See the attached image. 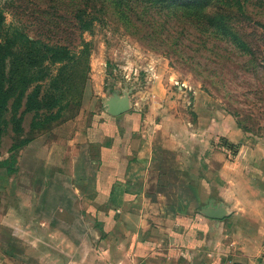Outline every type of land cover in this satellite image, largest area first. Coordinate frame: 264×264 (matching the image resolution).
Here are the masks:
<instances>
[{
  "label": "crops",
  "instance_id": "0c3cea01",
  "mask_svg": "<svg viewBox=\"0 0 264 264\" xmlns=\"http://www.w3.org/2000/svg\"><path fill=\"white\" fill-rule=\"evenodd\" d=\"M196 105L197 143L189 147L184 127L174 134L134 126L128 112L90 114L85 103L60 131L71 132L67 146L77 138L97 146L87 148L93 175H78V188L61 198L49 192L59 200L36 207L31 223L23 207L3 204L0 264H264V132L219 105ZM216 138L228 142V154L224 144L216 150ZM217 207L226 209L223 219L205 214Z\"/></svg>",
  "mask_w": 264,
  "mask_h": 264
},
{
  "label": "rangeland",
  "instance_id": "374dc122",
  "mask_svg": "<svg viewBox=\"0 0 264 264\" xmlns=\"http://www.w3.org/2000/svg\"><path fill=\"white\" fill-rule=\"evenodd\" d=\"M102 4L98 2L101 11L92 29L81 33L77 29L80 24L71 20L68 5L58 0H0L6 31L68 46L79 52L82 62L76 89L68 101L59 102L50 113L43 108L42 117H36L35 110L24 115V135L34 139L20 151L17 172L10 175L6 168H0V211L3 204L23 207L24 222L33 221L36 207L47 209L50 202L59 200L50 201L49 192L61 198V191L78 188V175H93L95 167L88 161L87 148L95 153L97 146L83 147L85 142L80 138L67 146L65 136L71 132L60 131L78 116L85 103L90 114L108 115L107 102L114 94L128 96L131 108L125 117L130 123L162 125L174 134L184 127L189 147L197 143L191 137L197 122L196 101L204 109L219 105L253 132H264V0H244L241 16L229 7L228 19L233 21L241 44L229 36L228 44L216 40L194 28V23L178 24L162 12L149 11L146 16L138 3L133 4L138 12L131 19L119 14L116 5ZM165 12L172 13L168 8ZM60 66L56 64L53 71ZM26 99L25 95L17 115L25 109ZM13 102H9L8 120L13 116ZM208 102L215 106L209 107ZM47 116L50 119L46 122ZM107 120L106 126L114 127L115 121L109 116ZM38 122L45 124L33 129ZM15 139L10 121L1 141L2 159L10 155ZM214 142L217 151L224 152L221 146H227L228 154V142L218 138ZM201 150L206 151L205 146ZM198 151L200 148L194 150V156ZM71 201L80 206L81 199L69 197ZM41 217L49 220L46 213ZM96 247L92 246V251Z\"/></svg>",
  "mask_w": 264,
  "mask_h": 264
},
{
  "label": "trees",
  "instance_id": "16d2710c",
  "mask_svg": "<svg viewBox=\"0 0 264 264\" xmlns=\"http://www.w3.org/2000/svg\"><path fill=\"white\" fill-rule=\"evenodd\" d=\"M62 5L67 4L70 10L71 20L80 24L77 28L81 33L91 30L101 11L98 2L116 5L119 14L127 19L138 11L133 4L138 3L146 16L151 12H162V15L180 22L194 23V28L205 35L228 44V36L240 43V38L235 33L231 20L228 19V11L235 8V14L242 15L244 0H58ZM109 6V5H108ZM212 6V10L209 7ZM230 7V8H229ZM165 8L172 13L165 12ZM239 16V17H240ZM172 19V18H171ZM175 24V22H174ZM76 24H74L75 26ZM76 28V27H75ZM241 44V43H240ZM79 52L68 46L50 44L31 37L19 31H6L4 18L0 11V168H6L8 174L14 175L18 168V156L20 151L34 139L33 136L25 137L23 117L27 112L36 111V117H42V109L50 111L59 102L68 101L69 95L76 89V80L82 64ZM61 63L54 72L53 67ZM33 91L28 95L31 88ZM46 88L45 94L43 89ZM26 99V107L18 112L22 106L23 98ZM14 99L12 118H6L9 102ZM47 115V114H46ZM49 116L44 119L46 122ZM13 124L16 139L10 147V155L2 159L1 141L9 122ZM44 123L33 124L37 129Z\"/></svg>",
  "mask_w": 264,
  "mask_h": 264
},
{
  "label": "water",
  "instance_id": "95a60500",
  "mask_svg": "<svg viewBox=\"0 0 264 264\" xmlns=\"http://www.w3.org/2000/svg\"><path fill=\"white\" fill-rule=\"evenodd\" d=\"M108 113L113 116H119L128 112L131 108L130 98L128 96L121 97L119 94H114L107 102ZM205 214L211 218L223 219L227 215L224 207L210 209Z\"/></svg>",
  "mask_w": 264,
  "mask_h": 264
}]
</instances>
